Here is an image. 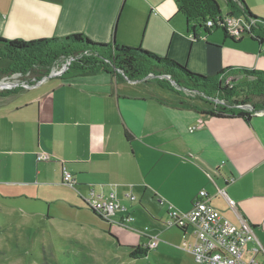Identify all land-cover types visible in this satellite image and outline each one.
Listing matches in <instances>:
<instances>
[{
	"label": "crops",
	"instance_id": "crops-1",
	"mask_svg": "<svg viewBox=\"0 0 264 264\" xmlns=\"http://www.w3.org/2000/svg\"><path fill=\"white\" fill-rule=\"evenodd\" d=\"M245 2L264 17V0ZM73 33L141 46L204 75L234 64L257 69L254 55L264 52L245 31L234 40L223 30L193 31L175 0H0V37L37 40ZM245 35L257 48H241ZM185 95L102 72L53 76L0 94V210L18 212L22 222L40 216L51 225L60 221L66 230L101 237L109 232L131 247L144 243H134L136 237L166 229L159 217L145 235L144 217L155 219L169 205L184 215L206 190L225 216L249 222L264 246V111L249 121L207 116L179 106L188 100ZM43 154L49 159L39 160ZM63 165L75 185L64 181ZM114 189L136 218L129 227L119 224L120 214L101 219L85 202L91 190L108 195ZM128 191L136 202L125 198ZM182 232L167 239L174 247L165 253L180 260L169 253L175 248L192 259L179 246L194 238L189 228ZM255 258L264 264V251Z\"/></svg>",
	"mask_w": 264,
	"mask_h": 264
},
{
	"label": "trees",
	"instance_id": "trees-1",
	"mask_svg": "<svg viewBox=\"0 0 264 264\" xmlns=\"http://www.w3.org/2000/svg\"><path fill=\"white\" fill-rule=\"evenodd\" d=\"M175 1L178 12L186 18L193 31L202 28L210 33L222 28L225 35L229 34L219 24L224 20V15L217 0ZM226 4L227 16L240 19L245 26L244 31L264 46V17L255 15L245 0H226ZM209 20L212 24H208ZM71 57L73 60L60 76L62 79H76L100 72L115 75L121 81L126 79L147 82L152 77L169 90L182 93V90L172 85V81L179 88H183L185 94H188L185 95L188 100L185 99L178 105L193 108L203 115L218 118L240 117L249 121L255 113L264 111L262 69L229 66L215 75L193 73L176 60L141 46L98 42L83 33L37 40L0 37V79L20 73L23 79L39 81L50 74L57 61ZM19 88L8 89L0 94L18 91L21 89ZM125 136L130 138L127 131ZM93 212L107 221L95 210ZM176 226L186 231L185 226ZM148 249L150 247L146 243L131 246L129 256L134 259L141 258L147 255Z\"/></svg>",
	"mask_w": 264,
	"mask_h": 264
},
{
	"label": "rangeland",
	"instance_id": "rangeland-1",
	"mask_svg": "<svg viewBox=\"0 0 264 264\" xmlns=\"http://www.w3.org/2000/svg\"><path fill=\"white\" fill-rule=\"evenodd\" d=\"M217 1L222 8L224 17H226L228 7L225 0ZM216 30L222 31V28ZM245 38L246 40L241 46L242 49L246 48L249 51L253 46L257 48L255 44L250 42L249 36L245 35ZM254 59H256L257 69L264 70V52L260 54L257 50ZM242 66L252 67V65ZM189 71L202 74L190 69ZM17 79L15 78L14 80ZM148 80L153 81L154 79L151 77ZM153 82L158 84L155 80ZM171 83L185 93L183 88H179L173 81ZM1 86L7 85L3 84ZM1 86L0 92L7 90L6 87ZM175 92L178 93V91ZM159 213L160 216L155 219H151L149 216L143 218L140 215L146 221V225H148V229H145L146 226L143 229L145 235L151 232V227L157 226L156 221L162 219L159 217L164 218L162 225L166 226V229L161 226L164 228H161L163 231L159 235H154L158 236L159 241L161 239V245L159 247H150L149 236L136 237L134 243H139L142 240L149 245L150 249H148L146 256L134 259L129 256V245L125 244L126 242H121V238L120 240L118 239L119 241L116 238L115 240L112 239L109 236V232L102 234L103 237H101L100 235H93L91 232L85 233L77 229L71 230L68 228L66 230L60 221L58 222L57 220V223L51 225L52 223L46 217L40 216H32L30 217L31 219L26 218L28 219L27 221L30 220L27 224V221H21L22 218L18 212L5 208L0 210V264H199L194 254L192 260L187 255H181V252L179 250L177 252L175 248H172L169 253L174 257L178 255L181 258L180 260L166 255V249L169 246H173L172 244H165L172 243L168 242L167 239L183 232L176 225H166L170 219L168 212L162 210ZM175 246L179 245L175 244ZM179 247L186 248L184 245Z\"/></svg>",
	"mask_w": 264,
	"mask_h": 264
},
{
	"label": "built area",
	"instance_id": "built-area-1",
	"mask_svg": "<svg viewBox=\"0 0 264 264\" xmlns=\"http://www.w3.org/2000/svg\"><path fill=\"white\" fill-rule=\"evenodd\" d=\"M208 24H212V21L209 20ZM219 24L224 26L233 37L239 36L245 30L241 20L233 16L224 17V20ZM72 60L71 57L57 61L52 66L50 74L41 80L53 76L60 77L68 69ZM21 76L20 73H16L9 77H3L0 79V83H10L11 85L1 87H6L7 90L17 87L26 89L41 81L31 82ZM15 78L18 79L14 80ZM38 159L47 160L49 155H39ZM63 174L66 183L72 186L76 184L73 174L64 165ZM124 196L131 203L137 201V197L131 191L126 192ZM85 202L107 221H111L115 215L120 214L119 224L129 227L136 220L131 213L130 206L127 207L119 201L115 189L108 195L96 194L94 190H91L89 196L85 198ZM168 214L170 219L166 225H181L191 230L194 239L192 242L184 241V246L194 254L199 264H259L255 255L264 251V246L258 240L253 226L245 219L236 223L225 216L211 204L206 190L199 192L191 210L186 214H179L173 206L169 207ZM145 229L148 227L146 226ZM149 239L150 247L158 246V236L149 235ZM248 254H250L249 257Z\"/></svg>",
	"mask_w": 264,
	"mask_h": 264
},
{
	"label": "bare ground",
	"instance_id": "bare-ground-1",
	"mask_svg": "<svg viewBox=\"0 0 264 264\" xmlns=\"http://www.w3.org/2000/svg\"><path fill=\"white\" fill-rule=\"evenodd\" d=\"M4 85H7V86H10L11 84L10 83H3Z\"/></svg>",
	"mask_w": 264,
	"mask_h": 264
}]
</instances>
